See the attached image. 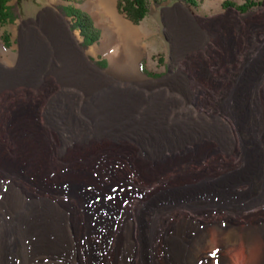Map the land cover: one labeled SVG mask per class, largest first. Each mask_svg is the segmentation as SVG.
Returning a JSON list of instances; mask_svg holds the SVG:
<instances>
[{
	"label": "rangeland",
	"instance_id": "obj_1",
	"mask_svg": "<svg viewBox=\"0 0 264 264\" xmlns=\"http://www.w3.org/2000/svg\"><path fill=\"white\" fill-rule=\"evenodd\" d=\"M110 1H9L16 3L17 16L12 21L0 24V46L5 50L0 52V71L6 72L8 75L11 72H31L28 76L18 74V77L6 79L0 83V155L14 157L28 150L36 155L35 138L37 135H43L46 153L43 154L42 159L47 168H50L51 175L49 176L56 175L62 167L82 166L78 185L84 194L86 204L93 210L96 219H98V224L102 225L100 228H106L105 236L100 234L105 243H109L112 236L111 232L121 229L128 221H132L136 228L137 207L146 215L149 208L162 199L178 198L183 196L185 192L191 191L190 188L181 186L187 183L181 182L183 178L190 179L189 181L192 180L195 184L210 183L215 188H219L224 195L230 196V202L225 205L226 207L224 206L219 211L216 209L210 211V219L212 216L226 217L228 220H233L234 223L243 225L246 221L245 214L250 211L259 212V216H262L264 214V202L260 206L252 204L253 189L249 188L244 177L250 173L251 169L254 172L257 170L255 168L256 162L261 158L264 160V143L262 144L259 140L258 142L257 140L254 141L252 136L256 134L264 139V109L261 104L252 106L247 100L251 84L258 81L261 83L259 86L262 88V92L257 95L256 101L257 103L264 101V0H255V4L243 11L232 5L222 4L223 0H200L195 5L186 4L180 0H163L157 6L149 5L147 12L137 22L129 20L119 10L117 0H113V8L117 18L121 17L132 26L140 27L146 31V35H143L139 41L136 38V33L129 29L130 27L124 21H122V25L128 29L122 32L118 31L114 13L109 9ZM230 1L236 4L243 2V0ZM56 3H70L86 12L93 25L98 28L97 38L83 48L79 44L81 35L78 28L69 27V16L62 15L55 6ZM49 12L59 14L66 32L68 31V34L70 33L74 37L83 52L87 53H83L82 56L91 71L102 73L109 70L111 65L109 56L107 53L97 50V47L102 46L105 28L107 26L113 27L120 33L119 42L115 46L126 57L122 71H135L138 67L139 71L151 80L146 82V88H142L143 92L145 91L152 96H172L176 108L185 103L201 116L205 115L204 117L207 119L219 115L221 120L231 123L229 116L220 110L225 108L228 100L227 92L229 88L233 87L231 96H236L241 117H244L242 119L243 129L241 130L242 142H238L235 137H230L229 140L226 138L224 141L223 139L217 141L213 137H203L192 144L181 146L180 149L174 148L173 151L166 152L159 159L156 155L149 153L146 148H143L140 141L135 137L117 136V134L113 137L112 135L92 134V132L83 131L82 125L74 126L64 122V118L59 115L60 108L58 107L66 102L77 101L82 97L80 96L82 94H80L81 91L60 78L58 71H65L61 58L57 57L56 54L51 57L41 55V58L34 60L35 65L25 66L24 55H28L36 47L45 53V49L49 47L47 41L41 39L42 30L40 29L42 28L40 25L42 17L47 18ZM187 12L190 13L187 14ZM188 16L193 18L194 22L196 21L195 25L199 28H205L210 24H213L214 28L220 23L222 28L220 34L216 33V29L205 28L206 32H203L196 41L188 40L185 43H177L175 38L178 30L176 22L181 17L189 18ZM2 34H6L5 41ZM93 48L96 49V53L92 52ZM9 51L16 55L12 56ZM99 58L104 59L103 66L94 62L95 59ZM141 68L157 74L147 75ZM169 83L177 86V89ZM212 106H217L218 111H214ZM252 112L259 123L263 120L262 125H247ZM17 125L19 126L17 127ZM232 131L234 132V130ZM27 141H29L28 145L25 148L21 147L20 144L27 143ZM202 152H204L203 155ZM241 152L249 155L250 161L246 165L241 164ZM251 157L254 159H250ZM190 171L193 174H186ZM24 173L26 172L24 171ZM4 174H2L1 181L4 182L5 189L0 199L8 190L13 193L16 192L15 197L19 205L16 209L17 212L23 211L25 204L40 199L68 202L71 203L70 207H73V210L78 208L75 197L61 194L57 188H39L37 182L33 180L34 178L29 177L28 174ZM49 176L45 179H49ZM229 179L232 182L235 181L233 188H230L232 192L226 186ZM93 184L96 185L92 186ZM158 188L161 190L159 191ZM251 204L252 206H250ZM247 206L250 207L246 209ZM188 212L193 214L194 218L204 221L203 215ZM237 248H240V244L237 245ZM244 251L241 258L236 259L238 264L243 261ZM45 260L48 263L51 259L45 257ZM54 262L56 263L55 260L51 263Z\"/></svg>",
	"mask_w": 264,
	"mask_h": 264
},
{
	"label": "bare ground",
	"instance_id": "obj_2",
	"mask_svg": "<svg viewBox=\"0 0 264 264\" xmlns=\"http://www.w3.org/2000/svg\"><path fill=\"white\" fill-rule=\"evenodd\" d=\"M109 9L114 13L118 31L122 32L128 29L123 27L122 21H124L130 27L129 29L136 33L138 41L143 35H146V31L140 27H134L123 18L115 16L113 0L109 3ZM189 13L187 12V14ZM192 19L191 17H181L176 22L178 30L175 38L177 43H185L188 40L196 41L203 32H206L205 28H213V24L199 28L195 25L196 21L194 22ZM40 25L42 27L40 28L42 30L41 39L47 41L49 47L45 49V53L36 47L31 53L24 55L25 66L35 65L34 60L41 58V55L51 57L56 54L57 57L61 58L65 71H58L60 78L81 91L80 94H82L80 95L82 97L75 102L59 105V115L64 118V122L74 126L82 125L83 131L92 132V134L112 135V137L117 134V136L135 137L140 141L143 148H146L149 153L156 155L159 159L166 152L174 148L180 149L181 146L192 144L203 137H213L217 141L235 137L238 142H242L241 130L243 129L242 119L244 117H241L236 96H231L233 87L229 88L227 92L228 100L225 108L219 109L220 112L229 116L231 123L224 122L218 117L219 115L207 119L204 117L205 115L201 116L185 103L176 108L172 96H152L145 91L143 92L142 88L145 87L146 82L151 80L146 78L138 67L135 71H122L126 57L115 46L119 42L120 33L113 27L107 26L105 28L102 46L97 47V50L107 53L111 63L109 70L101 73L88 69L85 60H83V50L77 45L74 37L70 33L69 35L68 31L66 32L58 13L49 12L47 18L42 17ZM213 29H216V33L220 34L222 29L220 23ZM4 51L0 46V52ZM92 52L96 53L97 51L93 48ZM9 53L12 56L16 55L12 51ZM30 72H11L8 75V73L0 71V83L19 75L28 76ZM259 84L261 83L258 81L251 84L247 100L252 106L261 104L264 109V101L258 103L256 101L257 95L262 92ZM171 86L177 87L174 84ZM212 108L214 111H218L217 106H212ZM262 122L263 120L259 123L252 112L247 125H262ZM252 136L254 141L257 140L258 142L259 140L262 144L264 143V139L258 137L259 135L254 134ZM35 140L36 155H33L30 150L20 151L21 155L14 157L0 155V197L4 194L5 189V184L1 181L3 173L28 174L29 177L34 178L33 180L37 182L39 188H57L61 194L75 197L78 208L73 210V207H70L71 203L68 202L40 199L25 204V207L21 206L24 210L17 212L16 209L19 205L15 197L16 192L13 193L8 190L0 199V264H238L236 259L241 258L243 250H245L244 258L240 264H264V214L259 216V212H248L245 214L246 221L243 225L234 223L233 220H228L226 217L212 216L210 219V211L222 209L230 202V196L224 195L219 188H215L210 183L195 184L192 180L190 182V179L185 178L181 182L187 183L181 186L190 188L191 191L185 192L183 196L178 198L162 199L150 207L146 215L137 207L136 228L132 221H128L121 229L111 232L112 236L109 243H105L100 234L104 235L106 228H100L102 225L98 224V219H96L90 206L86 204L84 194L78 185L82 166L62 167L56 175L49 176L51 175L50 168H47L42 159L43 154L46 153L45 137L37 135ZM28 142L21 143V147L25 148ZM240 147L242 148V146ZM149 153L147 154L149 155ZM203 154L204 152H202ZM240 154L242 155L241 164H248L249 155L243 152ZM256 163L255 168L257 170L254 172L251 169L250 173L244 177V181L251 190L253 189L252 204L260 206L264 202V160L261 158ZM188 173L192 172L186 174ZM47 176L49 179H45ZM227 182L228 184L225 185L232 192L230 188H233L235 181L232 182L229 179ZM250 206H247L246 209ZM187 210L203 215L204 221L194 218L193 214L191 215ZM238 244H240V248H237ZM45 257H49L51 260L47 263ZM53 260L56 263H51Z\"/></svg>",
	"mask_w": 264,
	"mask_h": 264
},
{
	"label": "trees",
	"instance_id": "obj_3",
	"mask_svg": "<svg viewBox=\"0 0 264 264\" xmlns=\"http://www.w3.org/2000/svg\"><path fill=\"white\" fill-rule=\"evenodd\" d=\"M10 0H0V24L6 21H12L17 16V8L15 2ZM163 0H117V6L124 15L132 22H137L147 12L149 5L157 6ZM189 5H195L200 0H180ZM224 5H232L237 9L243 11L249 6L256 3L255 0H243V2L236 4L230 0H223ZM55 6L59 12L64 16H69V27L78 28L81 39L79 44L84 48L97 38L98 28L92 23L90 16L81 10L79 7L70 3H56ZM2 38L6 40V34H2ZM94 44V43H93ZM97 65L103 66L104 59H95ZM147 75H156V72H151L141 68Z\"/></svg>",
	"mask_w": 264,
	"mask_h": 264
},
{
	"label": "water",
	"instance_id": "obj_4",
	"mask_svg": "<svg viewBox=\"0 0 264 264\" xmlns=\"http://www.w3.org/2000/svg\"><path fill=\"white\" fill-rule=\"evenodd\" d=\"M90 61V60H89Z\"/></svg>",
	"mask_w": 264,
	"mask_h": 264
}]
</instances>
